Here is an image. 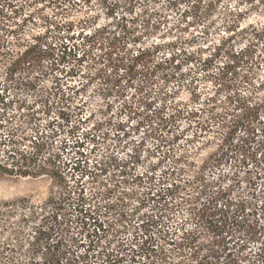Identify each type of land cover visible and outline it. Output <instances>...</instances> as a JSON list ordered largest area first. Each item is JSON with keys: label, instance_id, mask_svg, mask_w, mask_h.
Masks as SVG:
<instances>
[{"label": "trees", "instance_id": "1", "mask_svg": "<svg viewBox=\"0 0 264 264\" xmlns=\"http://www.w3.org/2000/svg\"><path fill=\"white\" fill-rule=\"evenodd\" d=\"M64 1L73 8L79 5V1H83L82 5H88L91 0H58L55 7L63 6ZM96 1L104 13L103 23H98L97 13L86 14V17L76 24L72 21L62 23L67 35L59 41L57 52H54L51 47L39 46L37 50L36 43H29L19 54L18 52L13 54L10 50L7 62L2 65L0 71V176L43 175L49 176L54 185L47 199L41 203H31L28 200L21 202V207L25 208L24 211L27 214L21 213L19 221L24 222L27 217L39 220L33 231L34 235L27 239L31 253L39 252V258H28L24 261L0 260V264H99L96 261L98 255L103 264H130V262H136L142 255L149 257V248L153 245L150 235L151 226L166 234L170 232L167 225L170 222L169 218H166L163 212L159 215L150 214L139 223L132 240L134 242L129 243L131 246L120 241L115 247H111L108 240L101 251L90 253V250L94 248L91 244L94 240L89 239L88 243H85L86 249L77 251L84 242H79L76 237L70 235L69 210L71 207L79 211L84 209L81 206L83 188L78 183H71L70 180L76 171L92 174L88 164H85L86 161L81 162L85 155L84 144L86 141L92 142L90 150L92 152L95 144L107 134L98 133L100 123H92L91 127L84 128L85 132L77 137L79 130L84 127L83 124L89 122L94 112L90 111L85 117L81 115L87 107L86 99L81 97L86 89V83L82 80L75 84L70 80L84 74L81 72V67L77 68L75 64L80 65L86 59H92L93 50L99 49L103 52L99 58L102 60L105 58L107 61L117 60L120 67L125 69L126 75L131 78L140 77L143 83L153 84L156 80L160 83L158 97L161 107L156 111V116L165 127L174 126L182 118L191 119L199 116L200 112H203L204 105H207L208 101L216 102L217 98L212 95L205 99L204 103L199 104L200 107L196 105L203 99L197 87V71L193 70V63L197 64L195 69L207 70L222 50L220 44H224L225 41L222 40L220 44L212 47L213 52L205 57L202 54V47L191 51L186 46H192L197 39L193 29L196 28L200 36L209 31V19L222 0ZM240 1L245 10L264 11V0ZM26 3L25 0H0V50L5 47L9 50L8 40L13 38L14 43L18 41L15 37L18 35L17 26L9 29L8 23L18 14H26L23 22L27 20L29 15L25 12ZM137 3L144 5L139 13L135 11ZM146 3H151L153 7H149ZM237 10L240 16L243 10L240 7ZM119 11H122L120 15ZM173 12L177 18L171 22L169 19ZM140 18L141 21L138 22ZM62 24L56 25V28L59 30ZM75 26L78 31L73 32ZM231 27L232 25L227 29ZM233 27L238 29L245 43L238 53L233 51L231 45L227 47L226 54L229 56V61L225 68L248 63L249 54L256 44L259 43L264 48V22L241 27L240 21L237 20ZM10 34L12 36L8 39ZM46 59L48 61L44 65L43 61ZM251 62L252 65L254 62L253 60ZM256 63L264 65V53H261ZM184 66L188 69V73L184 71ZM187 75L189 79H186ZM45 76L50 78L49 83H39L40 78ZM170 84L173 85L172 89ZM183 89L190 94L188 101L179 100L178 93ZM251 89L254 93L251 92L250 96L242 95L239 106L235 108V110L240 109L242 114L238 125L240 124V128L247 135L241 138L243 154L239 161L247 167L245 173H249L246 181L251 184L248 185L249 189L253 188L255 180H260V188L257 192L263 199L259 210L253 206L252 201L248 203V201L240 200L233 204L234 209L230 211L232 202L229 201L226 204L227 210H217L216 205H213L215 209L212 215H220L216 217V226L217 224L228 225L230 222L237 227H240V222L241 226L245 225L251 230L248 238L258 243V252L260 256H264V78L258 84H253ZM23 95H28L29 98H24ZM231 99V94L225 97L227 102ZM148 102L151 104V99ZM190 103L194 105L191 106ZM232 109L234 108L225 109L224 114L228 115V110ZM198 127L199 131L206 129L204 124L199 123ZM197 132L193 134V138L199 137ZM252 142L254 147L247 145ZM221 154L211 156L195 171L193 178L202 182V190L206 187L204 170L210 166L216 168L221 165L223 155ZM109 159L114 158L109 157ZM249 159L252 162L251 165L248 163ZM114 160L116 162V159ZM97 164L98 162H95L90 168L102 170L104 166ZM115 168L121 174L115 173L109 185L103 184V189L99 191L104 198H107L101 213L104 219L91 218L94 220V225L96 224L97 228L99 225L102 231L106 229L103 223L106 222V225H109L107 224L109 219L111 223H116L125 218L127 214L125 200L133 194L132 190H126L125 185L129 179L137 181L140 177V175H133L126 164H116ZM119 175L122 176V180H119ZM170 185L173 186L174 183ZM171 186H167L166 191L172 193ZM147 188L148 192L139 199L138 203L145 201L149 194L151 197L156 196L149 191L153 187ZM254 191L256 192V189ZM223 192V189L219 188L216 195L221 196ZM255 196L252 192V198L255 199ZM188 198L190 197H187L186 203L188 200L190 202ZM216 198L215 196L212 200ZM11 202H3L0 215H4L6 211L2 208ZM159 205L160 202L157 201L155 206ZM248 205H252L253 214L257 215L254 219L247 217L250 214L240 217V213L244 212ZM159 209L166 210L167 206L162 205ZM208 209H211L210 201L198 210V214L202 216ZM85 213L82 216L86 224ZM194 214L197 213L194 212ZM227 228L230 230L231 226ZM21 232L19 228L13 231L18 243L11 244L3 241L1 244L7 247L12 246V248L22 246V242L18 239ZM186 234L190 236L191 232ZM217 234L219 233L215 235ZM217 236L211 243L210 253L202 257L197 264H215L224 253L226 256L231 255L230 238ZM185 239L188 240L189 237Z\"/></svg>", "mask_w": 264, "mask_h": 264}, {"label": "rangeland", "instance_id": "2", "mask_svg": "<svg viewBox=\"0 0 264 264\" xmlns=\"http://www.w3.org/2000/svg\"><path fill=\"white\" fill-rule=\"evenodd\" d=\"M25 1H27L25 12L29 17L25 22L23 17L26 14H18L10 19L8 28L13 29L17 26L18 35L15 37L18 41L14 43L15 40L12 38L7 42L9 50L6 47L0 50L2 54L0 71L2 65L7 62L10 50L13 54L17 52L19 54L29 43H36L37 50L39 46L51 47L57 52L59 41L67 35L62 23L72 21L76 24L82 21L86 14L96 13L99 17L98 23L105 21L102 8L96 0H91L88 5H82L83 1H79V5L73 8L67 1H64L63 6L59 8L55 7L58 0ZM146 4L153 7L151 3ZM241 5L240 0H222L209 19V31L200 36L196 28L192 30L195 31L197 39L192 46L186 47L191 51L202 47L204 57L213 52L212 47L220 44L222 40L225 41L224 44H220L222 50L207 70L195 69L197 64L193 63V70L197 71V87L203 99L196 105L200 107L199 104L204 103L203 101L212 95L216 96L217 100L208 101L199 116L191 119L182 118L174 126L165 127L156 116V111L161 107L158 97L160 83L157 80L149 84L141 82L140 77L131 78L126 75L125 69L120 67L117 60L107 61L105 58L103 60L99 58L103 54L99 49L93 50L92 59H86L80 65L75 64L77 68L81 67V72L84 74L80 77L76 76L70 82L76 84L83 80L86 83V89L81 97L86 99L87 107L81 115L85 117L90 111L94 112L89 122L83 124L84 127L79 130L77 137L85 132L84 128L91 127L92 123H100L98 133L107 134L95 144L92 152H90L92 142L86 141L84 144L85 155L81 162L86 161L85 164H88L92 174L76 171L70 180L71 183H78L83 188L81 206L84 209L79 211L71 207L69 210L70 235L76 237L79 242H84L77 248L78 252L83 251V248L86 249L85 243H88L89 239L94 240L91 243L94 248L90 253L101 251L108 240L111 247H115L120 241L131 246L129 243L134 242L132 240L141 220L150 214L159 215L163 212L165 217L169 218L170 222L167 225L170 232L166 234L151 226L150 235L153 245L149 248V257L142 255L136 262L130 264H197L202 257L210 253L209 248L217 235L230 238L231 255L226 256L224 253L215 264H264V256H260L258 252V243L248 238L251 234L250 229L245 225L241 226V222L240 227L234 226L231 222L228 225L216 226V217L220 215H212L215 209L213 205H216L217 210H227L226 204L229 201L232 202L230 211L234 209L233 204L240 200L248 203L252 201L253 206L259 210L263 199L257 192L260 188V180H255V185L249 189L248 185L251 184L246 182L249 173H245L247 167L239 161L243 154L241 138L247 135L240 128V124L238 125L242 114L240 109L235 110V108L239 106L240 97L254 93L251 86L258 84L264 78V65L256 63L261 53H264V48L259 43L256 44L249 54L248 63L225 68L229 61V56L226 54L227 47L231 45L233 51L238 53L245 43L238 29L233 27L234 22L240 21L241 27L264 22V11H248ZM143 6L137 3L135 11L139 13ZM238 7L243 10L240 16L237 12ZM121 13L122 11H119V15ZM176 18L173 12L169 20L174 22ZM140 21L141 18L138 22ZM61 24L62 27L58 30L56 25ZM231 25L232 27L227 29ZM72 31L76 32L78 28L75 26ZM11 36L10 34L8 39ZM252 60L254 63L251 65ZM46 61L48 59L43 61L44 65L47 64ZM184 68L188 73V69L185 66ZM186 79H189L188 75ZM49 81L50 78L45 76L40 78L39 83H49ZM171 87L172 84L170 89ZM178 94L179 100H189L190 94L187 90H180ZM228 94H231L232 99L227 102L225 97ZM23 97L29 98L28 95ZM150 99L151 104L148 102ZM220 100L224 102H219ZM190 105L193 106L194 103ZM227 108L234 109L228 110L229 114L225 115L224 111ZM198 122L204 124L206 129L199 131ZM196 131L199 137L193 138ZM247 145L254 147L253 142ZM220 153L223 154H221V165L216 168L210 166L204 170L206 187L202 190V182L193 178L195 171L208 158ZM109 157L116 159V162ZM95 162H98L99 166H104L102 170L90 168ZM248 163L252 164L250 159ZM116 164H126L133 175L140 177L137 181L129 179L125 185L126 190L133 191V194L125 200V211H127L125 218L116 223H111L109 219L107 221L109 225L103 223L106 229L102 231L99 225L98 228L96 224L94 225V220L91 218L104 219L101 213L107 198H104L99 191L103 189V184L109 185L115 173L121 174L115 168ZM118 178L122 180L121 175ZM171 183L174 185L171 186ZM53 185L49 176H0V207L3 202L12 201L2 208L6 212L0 215V260L24 261L28 258H39L40 253L32 254L27 242L28 237L34 235L33 231L39 220L27 217L24 222L19 221L21 213L27 214L25 208L21 207V202L28 200L31 203H41L47 199ZM167 186L173 188L172 193L166 191ZM147 187H153L149 191L156 196L151 197L149 194L146 200L139 204V199L148 192ZM219 188L224 191L221 196L216 195ZM224 189L227 191L225 192ZM252 192L256 195L255 199L252 198ZM215 196L217 198L212 200ZM187 197H190L188 198L190 202L188 200L186 203ZM157 201L160 202L158 207L155 206ZM207 201H210L211 209L201 216L198 210L202 209L204 204L207 205ZM162 205H166L167 209L160 210ZM84 213L87 215L86 224L82 216ZM241 215L249 219L257 216L253 214L252 205H248L246 210L240 213V217ZM228 226H231L230 230ZM16 228L22 231L18 237L22 246L12 248L2 245L3 241L18 243L13 233ZM190 232L191 235L186 236V233ZM216 233L219 234L215 235ZM186 237L189 239L186 240ZM100 258L98 255L96 261L103 264Z\"/></svg>", "mask_w": 264, "mask_h": 264}]
</instances>
